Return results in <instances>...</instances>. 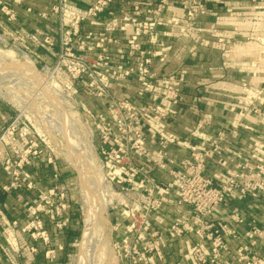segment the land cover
<instances>
[{"label":"rangeland","instance_id":"374dc122","mask_svg":"<svg viewBox=\"0 0 264 264\" xmlns=\"http://www.w3.org/2000/svg\"><path fill=\"white\" fill-rule=\"evenodd\" d=\"M59 1L47 0V9L42 12H51L53 7L58 12L80 14L89 10L115 12L122 20L127 19L128 12H139L136 24H150L151 31L141 34L137 42L142 46L153 42L142 50L155 55L151 72L158 76L181 71L166 73L157 66L172 49L169 39L179 35L187 43L199 38L205 43L196 25L206 12L237 14L235 23L253 27L244 43L255 48L256 43L264 42L254 29L261 20L242 14L264 12V0ZM17 7L12 6L16 14L13 19L0 12V191L8 194L0 207V264H34L37 258L55 261L59 258L56 253L61 256L57 260L60 264H143L140 251L148 249L145 244L150 233H158L157 237L164 240L162 255L168 244L176 242L181 248L178 239L169 234L173 235V227L179 228L170 224L171 219L183 215L179 179L184 178L186 190H193L191 178L178 175L185 168L176 162L162 168L165 161L159 159L157 147L146 143L130 155L131 168L126 167L119 175L118 168L106 166V156L100 153L95 122L105 107L98 74L116 73L120 59L114 53L115 46H109L102 55L100 49L84 48L81 43L87 45L86 37L92 33L89 44L96 45L102 32L97 23L104 22L103 17L109 14L79 22V33L65 46L61 44L60 26L67 19L58 15L43 19L37 13L35 22L55 28L50 46L45 43L46 35L37 36L26 26ZM139 60L134 55L130 65H123L122 72L132 69L130 78L110 83L109 91L117 99L136 100L138 82L132 76L138 72ZM250 68L257 71L255 58ZM95 203L100 208L93 207ZM230 206L242 209L240 201L234 200ZM144 207L148 209L150 231L142 239L141 231L128 229L131 224L136 230L143 229L142 220H135ZM88 210L94 219L84 237ZM99 216L106 219L108 227ZM233 226L235 239L228 242L233 244L229 246L232 263L254 264L252 258H256L257 264H264V247H250L243 237L246 227ZM152 259L156 264L163 261L155 255Z\"/></svg>","mask_w":264,"mask_h":264},{"label":"built area","instance_id":"2783aa9c","mask_svg":"<svg viewBox=\"0 0 264 264\" xmlns=\"http://www.w3.org/2000/svg\"><path fill=\"white\" fill-rule=\"evenodd\" d=\"M23 0H0V12L13 19V5H20ZM67 0H60V4ZM62 9V8H60ZM32 10L27 8L25 12ZM58 12L56 7L51 12L38 13L39 18L46 19L50 15L64 16L60 26V37L64 38L65 46L69 45L70 37L79 33V22L86 18L109 14L103 17L104 22L97 23L102 32L97 35L95 46H90L89 40L94 38L90 33L84 48L100 49L106 53L109 46H115L114 53L119 57L120 66L113 75L98 74L101 84L100 96L105 109L97 114L95 128L100 140V153L106 156V166L118 168L119 175L131 168V154L143 145L157 147L158 157L165 161L162 168L174 162L182 165L178 175L189 176L193 190H186L184 178L177 184L183 197L180 208L183 215L180 219H171L173 227L172 238L179 241L182 250L181 260L176 264H233L232 252L228 242L235 239L236 230L233 224H243L246 227L244 238L252 248L264 247V130L256 129L248 121L253 118L264 122V88L247 89L237 98L235 106L228 107L233 117L228 125L222 126L212 133L202 131L196 126L189 135L183 136L168 129L169 120L175 116L181 100L182 84L185 71L174 74L156 75L151 72V51H143L153 45L150 40L142 46L141 34L151 31V25L136 24L139 12H128L127 19L114 15L115 12ZM205 13V12H202ZM102 20V21H103ZM94 23V22H93ZM128 31L125 39L117 37ZM115 33V35H113ZM45 43L53 45L51 34L46 35ZM134 55H138V72L134 74L138 89L136 100H122L109 91L112 81H124L130 78L132 69L122 72L123 65L131 64ZM101 59V57L99 58ZM129 68V67H128ZM89 70V68H88ZM85 70H83L84 72ZM158 76V77H157ZM178 175H176L178 177ZM7 191L6 187H3ZM186 192V194H184ZM191 193V194H189ZM61 197L63 195L61 194ZM240 201L241 210L231 207L232 201ZM148 209L140 218L143 229L136 230L131 224L128 232H139L142 239L150 231ZM158 233H150L148 249L141 250L143 264H156L152 255L163 260L161 247L164 240L157 237ZM157 237V238H155ZM155 238V241L152 240ZM61 249V248H60ZM148 252L151 254L147 256ZM254 264L256 258H252ZM135 264V262H131Z\"/></svg>","mask_w":264,"mask_h":264},{"label":"crops","instance_id":"0c3cea01","mask_svg":"<svg viewBox=\"0 0 264 264\" xmlns=\"http://www.w3.org/2000/svg\"><path fill=\"white\" fill-rule=\"evenodd\" d=\"M30 8L33 12H25ZM47 9V0H24L17 7L18 14L26 26L37 36L51 34L53 25H43L35 22L36 14ZM230 12H206L196 25L200 38L197 42L187 43L179 38L169 39L172 49L164 58L157 62L166 73L187 70L189 76L182 84V94L176 114L168 122V129L180 135H186L196 126L206 133L219 130L228 125L233 117L228 107L235 106L237 98L245 88H264V42L250 46L244 43V38L253 27L238 24L237 14ZM248 16H256L261 23L256 26L259 36L264 38V12H245ZM250 16V17H251ZM201 33V34H200ZM128 31L119 34L125 39ZM255 56V57H254ZM256 61L257 71L250 68V63ZM256 129L264 130V122L253 118L248 120ZM182 250L174 242L163 250V261L157 264H176L181 260ZM55 257L61 258L56 253ZM57 259V260H58ZM57 260L35 261L34 264H58ZM51 261V262H50ZM60 264V263H59Z\"/></svg>","mask_w":264,"mask_h":264},{"label":"bare ground","instance_id":"6f19581e","mask_svg":"<svg viewBox=\"0 0 264 264\" xmlns=\"http://www.w3.org/2000/svg\"><path fill=\"white\" fill-rule=\"evenodd\" d=\"M25 67H26V65H25ZM28 67V66H27ZM25 69V68H24ZM32 69V68H31ZM29 71V70H28ZM28 71H27V73H28ZM37 73V72H36ZM31 76V75H30ZM36 76H38L37 74H36ZM35 77V76H34ZM37 78V77H36ZM35 78V81L38 79H36ZM31 79H33V78H31ZM37 82V81H36ZM42 81H40V83H41ZM38 83H39V79H38ZM42 85V84H41ZM44 86H46V85H44ZM49 86H50V84H49ZM49 86H48V88H49ZM45 88V87H44ZM46 89V88H45ZM41 90H43V89H41ZM49 90H50V88H49ZM47 92H48V89L46 90ZM49 94V93H48ZM51 96V95H50ZM48 96H46V98H47ZM55 98H56V96H55ZM48 99V98H47ZM51 98H49V100H50ZM53 100V99H52ZM54 101H56V100H54ZM50 102V101H49ZM51 103V102H50ZM52 105L51 106H53V103H51ZM54 105H57V103H55ZM50 106V107H51ZM55 107V106H54ZM58 107H60V106H57V108L56 109H58ZM56 111V110H55ZM86 133H87V131H86ZM87 135V134H86ZM88 142V141H87ZM89 145V144H88ZM87 150H89V149H87ZM80 162V161H79ZM79 165H81V164H79ZM83 180H80V182H82ZM84 185H85V183H84ZM87 187H88V185H87ZM93 207H95L96 209H98V208H100V205L99 204H94V206ZM89 208H90V206H89ZM91 211H89L88 210V212H87V217H88V221H86V223H85V233H84V237H86V233L90 230V222L94 219V217L92 216V214L90 213ZM97 213H100V212H97ZM98 215H100V214H98ZM100 217V219H103V223H104V226L105 227H108L109 226V223L106 221V219H104L102 216H99ZM101 222V221H100ZM101 226V225H100ZM104 226H102V227H104ZM82 244V243H81Z\"/></svg>","mask_w":264,"mask_h":264},{"label":"trees","instance_id":"16d2710c","mask_svg":"<svg viewBox=\"0 0 264 264\" xmlns=\"http://www.w3.org/2000/svg\"><path fill=\"white\" fill-rule=\"evenodd\" d=\"M8 198V194L0 191V207H2Z\"/></svg>","mask_w":264,"mask_h":264}]
</instances>
